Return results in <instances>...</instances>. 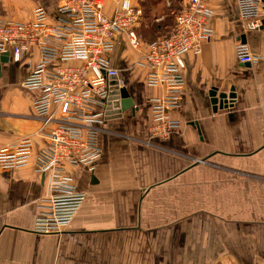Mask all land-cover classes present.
Masks as SVG:
<instances>
[{
  "label": "crops",
  "instance_id": "0c3cea01",
  "mask_svg": "<svg viewBox=\"0 0 264 264\" xmlns=\"http://www.w3.org/2000/svg\"><path fill=\"white\" fill-rule=\"evenodd\" d=\"M60 1L0 0V19L31 21L43 7L53 22ZM104 1L112 14L119 0ZM160 1L140 5L152 11ZM208 4L214 36L188 60L184 100L168 111L181 125L166 139L151 133L150 100L164 89L146 83L142 50L120 37L110 58L134 108L101 122L94 171L67 167L86 196L60 232L36 230L49 194L36 156L56 123L35 114L41 93L23 86L40 48L19 61L10 54L0 72V149L31 137L33 156L0 178V264H264V26L243 20L238 0ZM147 15L137 27L146 43L175 25L153 31ZM239 41L256 56L249 65L238 58ZM213 88L232 93V107L214 111Z\"/></svg>",
  "mask_w": 264,
  "mask_h": 264
},
{
  "label": "built area",
  "instance_id": "2783aa9c",
  "mask_svg": "<svg viewBox=\"0 0 264 264\" xmlns=\"http://www.w3.org/2000/svg\"><path fill=\"white\" fill-rule=\"evenodd\" d=\"M141 1L119 0L108 14L104 0H61L53 22L43 7L34 10L31 21L0 19V53L10 52L19 61L31 46L40 48V60L23 86L41 93L33 103L35 114L47 123L56 122L36 156L35 169L46 175L49 190L40 205L39 232L62 231L86 196L76 189L67 167L83 165L94 171L97 166L106 100L114 81L123 85L110 58L121 36L128 37L132 48L142 50L138 64L146 69V83L164 89L162 96L150 100L151 133L166 139L181 125L168 118V111L184 100L189 58L200 55L214 36L209 0H186L171 34L148 43L137 31L144 13ZM238 3L241 18L261 28L264 0ZM237 54L243 63L256 60L241 41ZM32 145L31 137H25L0 149V178L5 171L32 163Z\"/></svg>",
  "mask_w": 264,
  "mask_h": 264
},
{
  "label": "water",
  "instance_id": "95a60500",
  "mask_svg": "<svg viewBox=\"0 0 264 264\" xmlns=\"http://www.w3.org/2000/svg\"><path fill=\"white\" fill-rule=\"evenodd\" d=\"M9 59L10 52L0 53V72L2 64L9 62ZM246 64L249 65L250 63L247 62ZM113 84L114 86L112 87L111 94L106 100L105 109L107 118L120 117L125 111L134 108V102L127 88L125 86L120 87L115 81L113 82ZM210 96L214 111H217L219 109H228L233 105V100H230L234 98V95L232 93H218L217 89L213 88L210 92Z\"/></svg>",
  "mask_w": 264,
  "mask_h": 264
},
{
  "label": "rangeland",
  "instance_id": "374dc122",
  "mask_svg": "<svg viewBox=\"0 0 264 264\" xmlns=\"http://www.w3.org/2000/svg\"><path fill=\"white\" fill-rule=\"evenodd\" d=\"M170 2V5L169 3ZM182 0H161L160 4L156 7V9H148L149 11L145 10L143 13V17H145L147 14L151 16L150 23L152 25H156L158 23L165 24H173L176 20V14L178 13V9L181 6ZM164 13H167L168 16H163ZM155 14V15H154ZM160 17L161 21H157V18ZM143 22H149V20L144 19Z\"/></svg>",
  "mask_w": 264,
  "mask_h": 264
},
{
  "label": "trees",
  "instance_id": "16d2710c",
  "mask_svg": "<svg viewBox=\"0 0 264 264\" xmlns=\"http://www.w3.org/2000/svg\"><path fill=\"white\" fill-rule=\"evenodd\" d=\"M181 9H182V5H181V6L179 7V9H178V13H179V11H180ZM145 10L148 11L147 8H145ZM178 13H177V14H178ZM177 14H176V15H177ZM149 16H150V15H147V18L149 19V22H150L151 17H149ZM150 29L153 30V31L156 30L155 26H153V25L150 26ZM172 30H173V28H172L170 31H168L167 33H165V34H163V35H161V36L158 35V36H156L155 38L157 39V38L162 37V36H168V35L171 34ZM148 31H149V30H148ZM138 32H139V31H138ZM140 35H141V34H140ZM154 40H155V39H154ZM152 41H153V40H152ZM150 42H151V41H150ZM147 43H148V42H147Z\"/></svg>",
  "mask_w": 264,
  "mask_h": 264
}]
</instances>
